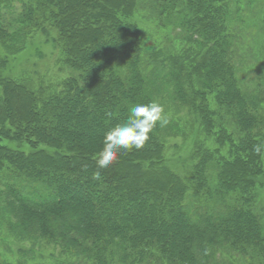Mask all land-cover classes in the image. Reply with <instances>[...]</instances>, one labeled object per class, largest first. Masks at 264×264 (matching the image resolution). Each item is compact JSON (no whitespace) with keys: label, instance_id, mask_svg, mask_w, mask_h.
<instances>
[{"label":"trees","instance_id":"1","mask_svg":"<svg viewBox=\"0 0 264 264\" xmlns=\"http://www.w3.org/2000/svg\"><path fill=\"white\" fill-rule=\"evenodd\" d=\"M4 1L11 7L14 0ZM20 1L26 26L35 20L32 4L53 8L66 64L78 74L46 98L0 77V172L11 180L4 185L18 230L58 243L81 264H148L153 249L169 264H221L217 255L225 250L264 262V226L252 207L264 179L262 154L252 151L263 141V118L240 90L227 0H154L157 17L177 21L189 42L163 53L141 40L132 19L140 0ZM8 37L0 25V41ZM161 83L200 109L203 131L223 150L212 212L182 204L186 185L160 164L159 123L142 148L97 167L104 134L132 105L154 101ZM216 108L235 126L236 139L220 129ZM211 160L203 153L197 163L199 187ZM97 171L99 181L92 178Z\"/></svg>","mask_w":264,"mask_h":264},{"label":"rangeland","instance_id":"2","mask_svg":"<svg viewBox=\"0 0 264 264\" xmlns=\"http://www.w3.org/2000/svg\"><path fill=\"white\" fill-rule=\"evenodd\" d=\"M153 2L140 0L132 14L139 32H142L144 46L149 47L155 42L153 46L161 49L162 53L174 48H187L189 42L185 40V31L177 25V21L157 17ZM227 2L230 13L226 18V32L230 36L231 59L238 69L242 94L259 108L257 110L263 118L261 134L264 141V0ZM11 4L9 7L6 1L0 0V25L9 34L8 38L0 41V77H9L24 84L40 98L59 93L64 82L77 76L78 71L66 64L64 43L49 18L53 8H39L32 4L35 20L26 26L20 19L22 2L14 0ZM154 97L169 119V123L160 126L159 130L161 166L169 169L186 185L182 204L189 210L214 211L218 208L216 161L218 153L223 150L218 148L216 140H211V134L203 131L200 109L180 102L165 83L160 84ZM189 100L200 104V99L192 93ZM216 111L215 118L222 122L220 129L236 139V128L229 117H225L221 108H216ZM213 132H218V129ZM10 146L15 147V144ZM203 153L211 155V158L213 154L214 161L211 160L205 170L207 182L199 187L195 168ZM262 162L264 167V154ZM7 174L6 171L0 172V264H81V257L71 255L58 243L18 230L17 218L8 203V189L4 185L11 181ZM262 181L261 187L254 189L256 196L252 207L264 226V179ZM234 199L233 194L226 198L231 203ZM151 254L153 256L148 258V264H169L157 250H151ZM217 256L221 264H264L258 256L242 255L236 251L225 250Z\"/></svg>","mask_w":264,"mask_h":264},{"label":"clouds","instance_id":"3","mask_svg":"<svg viewBox=\"0 0 264 264\" xmlns=\"http://www.w3.org/2000/svg\"><path fill=\"white\" fill-rule=\"evenodd\" d=\"M158 123L160 126H166L169 123L160 103L150 101L132 105L127 118L104 134L102 148L96 158L97 167L101 169L109 167L118 159L121 151L130 152L133 149L142 148L150 139L149 133ZM252 151L257 155L264 154V141L253 145ZM92 178L99 181L100 172H94Z\"/></svg>","mask_w":264,"mask_h":264}]
</instances>
